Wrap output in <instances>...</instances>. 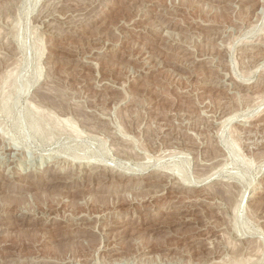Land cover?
Masks as SVG:
<instances>
[{
  "label": "rangeland",
  "instance_id": "rangeland-1",
  "mask_svg": "<svg viewBox=\"0 0 264 264\" xmlns=\"http://www.w3.org/2000/svg\"><path fill=\"white\" fill-rule=\"evenodd\" d=\"M0 264H264V0H0Z\"/></svg>",
  "mask_w": 264,
  "mask_h": 264
},
{
  "label": "bare ground",
  "instance_id": "bare-ground-1",
  "mask_svg": "<svg viewBox=\"0 0 264 264\" xmlns=\"http://www.w3.org/2000/svg\"><path fill=\"white\" fill-rule=\"evenodd\" d=\"M245 121V120H244ZM248 121V120H247ZM73 161V160H72ZM81 161V160H80ZM85 162H86V160H84ZM79 162V161H78ZM96 163H98V162H88L87 163V165H97ZM100 163V162H99ZM147 167H145V169H146ZM139 171V170H138ZM140 172H141V170H140ZM212 174V173H211ZM213 174H214V172H213ZM163 175H165V174H163ZM173 175V174H172ZM215 175V174H214ZM214 175H212V176H214ZM205 176H207V175H205ZM212 176H210V177H207V179L206 180H208V179H210ZM217 176V175H216ZM215 176V177H216ZM154 177V176H153ZM170 177V176H169ZM202 177H204V176H202ZM129 178V177H128ZM166 179H168V178H166ZM197 179V178H196ZM199 179V178H198ZM165 180V179H164ZM206 180H204V179H201L200 178V181L199 180H197L198 182H200L201 184H202V182H206L205 184H200L201 186H203V185H206V184H208V181H206ZM166 181V180H165ZM180 181H183V180H180ZM187 181V180H186ZM182 183V182H181ZM192 183V182H191ZM211 184V183H210ZM168 185V184H167ZM182 185H184V186H186V187H195V186H200V185H198V184H195V185H193V184H182ZM211 187H213V186H211ZM210 187V188H211ZM176 189V188H175ZM178 189V188H177ZM179 189H181V188H179ZM253 196V195H252Z\"/></svg>",
  "mask_w": 264,
  "mask_h": 264
}]
</instances>
